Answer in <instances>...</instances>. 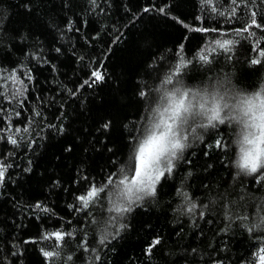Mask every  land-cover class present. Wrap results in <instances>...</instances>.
I'll list each match as a JSON object with an SVG mask.
<instances>
[{"label":"trees","instance_id":"obj_1","mask_svg":"<svg viewBox=\"0 0 264 264\" xmlns=\"http://www.w3.org/2000/svg\"><path fill=\"white\" fill-rule=\"evenodd\" d=\"M237 4L232 18V0H0V164L9 166L0 184L2 264H52L41 249L57 242L40 236L57 230L72 236L61 242L55 264H258L264 255V177L232 167L235 128L228 124L199 129L202 139H190L157 195L133 205L118 223L109 219L115 215L108 211L109 190L82 212L68 207L79 206L75 196L87 187L82 176L100 184L127 164L129 137L145 123L149 105L139 91L151 90V107H157L155 90L181 57L192 61L183 71L189 86L213 80L246 90L264 86V29L233 31L250 22L252 11L264 22V0ZM222 39L236 43L230 52H213ZM203 54L210 63L199 59ZM254 58L261 63L252 65ZM96 68L105 80L81 87ZM13 70L26 86L23 95L12 82ZM10 135L16 145L8 143ZM217 139L224 148L215 147ZM181 192L197 204L194 212ZM121 223L127 227L117 234ZM156 238L160 243L147 251ZM29 239L36 242L24 243ZM82 242L95 251H85Z\"/></svg>","mask_w":264,"mask_h":264},{"label":"snow or ice","instance_id":"obj_2","mask_svg":"<svg viewBox=\"0 0 264 264\" xmlns=\"http://www.w3.org/2000/svg\"><path fill=\"white\" fill-rule=\"evenodd\" d=\"M95 2V0H93ZM204 4H212V0H202ZM243 2V0H241ZM234 5L231 8L230 15L235 18L237 15V0H232ZM145 12L149 11L148 8L144 9ZM160 12H165V8H160ZM212 12H217V8L213 7ZM223 15V13H220ZM257 11L251 12L250 22H245L242 28L234 29L236 35H242L243 33H249L251 28L264 29V22H260L257 19ZM197 20L201 17L197 16ZM187 27V25H185ZM194 31H216L220 29L213 28H196ZM254 35V33H250ZM215 47L212 51L215 52L217 49L225 52L231 51V46L236 43L232 39L216 40ZM260 41H256L253 45L252 51H257L256 45ZM183 45H180V49H183ZM55 51L59 52L57 48ZM259 57H264V49L259 50ZM199 59L205 63H210V57L207 54L199 55ZM231 59V57H229ZM192 61L186 60L181 57L178 62L174 65L171 73L166 75L162 80L161 87L155 91L160 93L159 103L155 108L151 107L153 98L150 96V91L144 90L139 91L138 95L141 98L148 100L149 105L146 108V115L141 117V120L145 121L137 127L135 136L129 137V148L127 164L120 165L115 172H110L105 178V182L96 183L95 180H90L89 176L85 175L81 177V180L87 185L83 194L75 196V200L79 202L77 204H70L68 207L73 212H82L85 209H89L90 205L102 199V194L106 190L111 192V207L108 209L110 213L115 215L110 216V222L112 224L118 223V220L124 216L125 213L131 212L133 205L140 203L145 197H155L158 191V185L161 184L163 179L167 176L172 175L176 168V161L181 159V154L185 150V144L181 141V134L183 135V141H189L193 137L189 134L188 129L191 128L192 133H196L197 129L217 128L218 125H225V118L222 117L221 112L223 108H229L227 103L221 105V102L215 95L211 96V104L209 106V97L207 95V85L202 89L200 87H190L187 85L183 78V71L191 64ZM259 58L251 60L252 65L260 64ZM106 78V74L101 68H96L91 71L88 80H85L81 87L85 85L91 87L97 83L103 82ZM14 84L18 83L22 88L17 89V94L23 95L26 86L24 82L19 80L13 70L11 76ZM27 79L31 80L32 77L29 74ZM211 82V81H209ZM217 84L223 85L221 81H216ZM264 88V86H262ZM75 94V93H73ZM222 99V98H221ZM259 101V111H257V105L252 102L251 99L245 103L247 105L243 112L245 129L250 128L251 131L245 133L244 140L241 147L242 155L238 161L239 168L246 172L247 175L264 177V99L257 97ZM231 111V109H229ZM16 115H20L19 112ZM36 115H39L37 112ZM204 117L207 118V123L197 124V120H202ZM237 120L242 119L241 116L234 117ZM215 122V123H214ZM231 121H229L230 123ZM111 121L105 123L103 128L108 130L110 128ZM193 125H196L193 127ZM127 127V125H125ZM63 131V127L60 129ZM2 131V130H0ZM17 133L20 129H15ZM27 131V128H25ZM198 137L197 135L194 137ZM17 139L13 136H8V143L12 145L17 144ZM249 145L250 147H244L243 145ZM215 147L224 148L225 144L221 139L215 141ZM113 156L115 152L111 148L107 149ZM207 154V153H205ZM113 165L117 164L118 161L113 160ZM9 166L7 164H0V184L5 181L6 171ZM27 171V169H26ZM259 182V179H258ZM55 183H59L56 181ZM183 199L188 203L187 211L189 213L194 212L197 209V204L192 201L191 197L186 192H181ZM35 208L41 209L42 205L37 203ZM43 211L50 214H54L52 209L43 208ZM264 211V209H261ZM87 215H90L88 213ZM200 216L203 217L204 213L200 212ZM239 219L247 220V216L239 217ZM98 223L97 221H93ZM127 227L125 224H119V228L116 230L119 234V229ZM252 229L249 228V231ZM72 236L71 232H65L63 230H57L54 232L46 233L40 236L41 240L47 241L52 238L57 242L52 250L41 249L43 257L48 258L52 264H55V257L59 255L60 244L65 241V237ZM106 238V237H105ZM31 239L24 241V243H35ZM101 244L104 242L100 241ZM159 238H156L148 246L147 251H151L155 245L159 244ZM82 247L85 251L94 252L95 249H88L86 242H82ZM264 251V250H262ZM15 255V253H13ZM95 259L98 261L99 256ZM68 261L72 260L71 256L67 257ZM2 264V261H0ZM67 264V262H65ZM259 264H264V255L259 256Z\"/></svg>","mask_w":264,"mask_h":264},{"label":"clouds","instance_id":"obj_3","mask_svg":"<svg viewBox=\"0 0 264 264\" xmlns=\"http://www.w3.org/2000/svg\"><path fill=\"white\" fill-rule=\"evenodd\" d=\"M262 83H264V81H262ZM205 85H207V95L209 97V101H208L209 106L211 104L212 95H215L217 99L220 100L221 105H223L224 103H227L229 105V108L222 109L221 115L222 117L225 118V124H228L235 128V132L233 133L232 143L235 146L236 151L231 161V164L234 169L238 170V174L247 175V173L242 171L238 165V161L240 160V157L242 155L241 147H242L245 133L248 131H251L250 128L245 129L244 120L246 119V117H243V112L247 107L245 102L249 99H251L252 102L257 105V111L260 110L259 101L257 100V97H259L260 99H264V88L257 86L253 89L246 90V89H241L239 87H231L230 85H227V84L219 85L216 83L215 80L211 82H207L204 85H201L200 88L203 89ZM190 87H196V86L192 85ZM229 109H231V111H229ZM235 116H241L242 119L237 120L234 118ZM229 121L231 122L229 123ZM196 123L197 124L207 123V118L204 117L202 120H197ZM195 126L196 125H193V127ZM198 130L199 129H197L196 133H192L191 128L188 129L189 134L193 137V139H195L194 137L197 135ZM181 141L182 143L185 144V148L189 146L190 140L186 142L183 141L182 134H181ZM243 146L250 147L249 145H246V144H244Z\"/></svg>","mask_w":264,"mask_h":264},{"label":"rangeland","instance_id":"obj_4","mask_svg":"<svg viewBox=\"0 0 264 264\" xmlns=\"http://www.w3.org/2000/svg\"><path fill=\"white\" fill-rule=\"evenodd\" d=\"M258 264H259V262H258Z\"/></svg>","mask_w":264,"mask_h":264}]
</instances>
